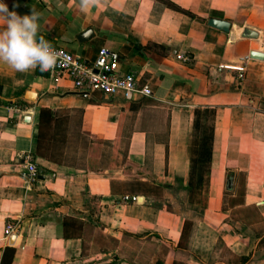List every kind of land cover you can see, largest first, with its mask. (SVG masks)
<instances>
[{"label": "crops", "instance_id": "1", "mask_svg": "<svg viewBox=\"0 0 264 264\" xmlns=\"http://www.w3.org/2000/svg\"><path fill=\"white\" fill-rule=\"evenodd\" d=\"M166 1L190 16L157 0H0L40 13V35L77 59L116 52L152 94L83 99L65 76L0 63V261L264 264V0Z\"/></svg>", "mask_w": 264, "mask_h": 264}, {"label": "built area", "instance_id": "2", "mask_svg": "<svg viewBox=\"0 0 264 264\" xmlns=\"http://www.w3.org/2000/svg\"><path fill=\"white\" fill-rule=\"evenodd\" d=\"M60 53V59L56 66L45 71L50 77H67L75 91L81 98L87 99L93 93H97L104 98L120 96L124 101H130L135 95L144 98L152 96L146 84L139 85L137 78L132 73H120L118 68V55L116 52L100 48L97 50L95 59L88 63L73 57L68 52L55 48ZM175 58L181 63H187L188 58L183 54H177ZM224 66L219 65V69ZM237 70H229L237 73V80L242 78L244 68L234 66ZM39 69V68H37ZM24 176L27 181H34L37 173L34 165L27 157L21 163ZM122 204H137L135 196H122ZM17 233V226L13 223H6L3 229V238L7 239Z\"/></svg>", "mask_w": 264, "mask_h": 264}, {"label": "clouds", "instance_id": "3", "mask_svg": "<svg viewBox=\"0 0 264 264\" xmlns=\"http://www.w3.org/2000/svg\"><path fill=\"white\" fill-rule=\"evenodd\" d=\"M101 0H79L82 10L100 5ZM41 14L31 12L18 15L9 12L6 5L0 3V63H5L17 72H28L39 68L41 72L53 69L60 53L40 35L39 20Z\"/></svg>", "mask_w": 264, "mask_h": 264}, {"label": "water", "instance_id": "4", "mask_svg": "<svg viewBox=\"0 0 264 264\" xmlns=\"http://www.w3.org/2000/svg\"><path fill=\"white\" fill-rule=\"evenodd\" d=\"M206 25L210 28H213L215 30H218L220 32H223V33H227L228 30H229V24L225 21H220V20H215V19H208L206 21ZM88 35V32H85L81 35V39L82 40H85ZM241 38H244V39H254L256 37L255 33L252 32L251 30L249 29H243L242 30V33L240 35ZM249 57L252 58V59H257V60H260L261 58V54L260 53H257V52H250L249 53ZM231 186V180L230 179H227L226 181V188L229 189ZM13 239H14V236H11L8 240V243L9 244H12L13 242Z\"/></svg>", "mask_w": 264, "mask_h": 264}, {"label": "trees", "instance_id": "5", "mask_svg": "<svg viewBox=\"0 0 264 264\" xmlns=\"http://www.w3.org/2000/svg\"><path fill=\"white\" fill-rule=\"evenodd\" d=\"M157 1L160 2L161 4H163L166 8H168L170 10H173L175 12L190 16V14L188 12H185V11L175 7L174 5H172L170 2H168L166 0H157ZM197 20L201 21V19H197ZM181 237H182V234H181ZM12 255H13V250L12 249H4L2 257H1L0 264H4V263L5 264H9L10 260L12 258ZM4 259H6V260L4 261ZM246 262H247V258H241L240 259V264H245Z\"/></svg>", "mask_w": 264, "mask_h": 264}, {"label": "rangeland", "instance_id": "6", "mask_svg": "<svg viewBox=\"0 0 264 264\" xmlns=\"http://www.w3.org/2000/svg\"><path fill=\"white\" fill-rule=\"evenodd\" d=\"M227 195V193H225V196ZM225 207V206H224ZM185 228V229H184ZM184 230H183V234H182V240L183 241H181L180 243H182V244H184V242H185V240H186V238H187V236H188V233H189V228H190V222H187V223H185V226H184Z\"/></svg>", "mask_w": 264, "mask_h": 264}]
</instances>
